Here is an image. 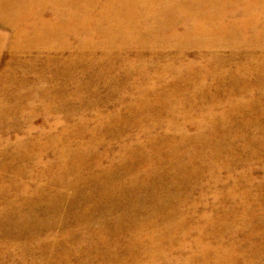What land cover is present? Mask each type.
Returning a JSON list of instances; mask_svg holds the SVG:
<instances>
[{
	"label": "bare ground",
	"instance_id": "1",
	"mask_svg": "<svg viewBox=\"0 0 264 264\" xmlns=\"http://www.w3.org/2000/svg\"><path fill=\"white\" fill-rule=\"evenodd\" d=\"M9 40L11 61L27 67L25 77L36 66L52 72L48 81L38 72L33 85L21 80L16 107H8L6 95L0 101V130L9 114L16 130L22 120H30L26 138L15 141L12 153L1 152L10 162H21L14 168L16 177L0 189L6 194L15 187L21 204L7 200L0 219L21 229V235L6 238L21 239L23 257L40 252L43 262L51 264L73 256L74 264H125V255L138 264H153L161 251L168 258L163 245L168 241L173 252V228L186 221L176 208L189 198L181 191L194 190L207 170L206 182L218 183L217 172L226 165L215 164V158L231 150L230 138L259 141L264 149V124L258 120L264 114V0H0V55ZM192 50L195 56L189 58ZM60 73L72 92L44 85L55 83ZM13 74L9 68L0 80ZM209 79L213 85L207 87ZM128 93L134 101H128ZM86 94L93 99L82 101ZM72 100L85 109L113 102L117 108L107 114L100 110L93 120L82 114L61 136L46 137L44 131L33 136L39 111L47 116L59 106L73 105ZM68 111L65 120L71 122L79 106ZM245 111L255 119L235 120ZM252 124L256 134H243ZM233 125L240 133L232 134ZM104 129L112 141H105ZM134 130L143 132V140ZM113 144L119 145L117 160L109 159ZM50 152L56 160H45ZM29 169L34 185L22 181ZM248 173L238 179L247 187ZM226 195L244 206L242 228L261 221L244 197L235 191ZM70 217L74 228L67 225ZM171 218H178L175 226ZM204 219L211 220L207 214ZM59 226L63 237L51 239L46 231ZM234 236L230 247L220 241L210 246L203 236L196 237L185 264L198 257L204 264L235 261L245 250Z\"/></svg>",
	"mask_w": 264,
	"mask_h": 264
},
{
	"label": "rangeland",
	"instance_id": "2",
	"mask_svg": "<svg viewBox=\"0 0 264 264\" xmlns=\"http://www.w3.org/2000/svg\"><path fill=\"white\" fill-rule=\"evenodd\" d=\"M11 45H12V40H9L6 44L8 48L4 49V51L0 55V79L1 77H4V75L7 73V70L9 68L13 67L14 69L13 76L5 77L8 78V80L5 81L0 80V101L6 95L8 98L7 103L9 108H13L14 106L16 107L17 103L14 100V96L16 94H21V80L25 81L26 79L27 80V83L25 81L26 86H29V85H33V83L35 82L38 72L43 73L47 81L52 75L50 68L45 69L42 68L41 66H36L35 73H31L28 77H25L24 75L25 73L23 72V70H26L27 67L26 66L21 67V64L13 63L11 61L10 57L12 53H10L11 50L9 48V46ZM190 52L191 53L188 54V57L194 58L195 51L192 50ZM52 68H55V66ZM77 75L79 76V73H77ZM68 81L69 80L67 79V76L60 73L57 76V80L55 81V83H45L44 85L65 86L67 88L68 93H70L73 91V89L71 85H69L70 83H68ZM121 82H124V80L121 79ZM207 82H206L207 87L213 85V81L211 79H209ZM226 85H230L228 81H226ZM101 94L102 95L107 94V91L105 89H102ZM126 96L128 101L129 100L134 101L132 94L128 93ZM115 98H117V96H115ZM88 99L91 100L93 99V97L86 94L85 99L83 97L82 101L85 102ZM71 103H73V105L72 104L66 105L64 107L59 106L56 110H51L50 115L47 116L44 115L45 113L42 110L39 111V113L37 114V116L34 118L33 121V126H34V130L32 133L33 136H35L37 133L39 134L42 131L46 132V137H48V135L61 136L64 133L63 129L66 127L72 128L76 122V119H78V117H80L82 114H86L87 117L93 120L95 119V116L99 113L100 110H102L104 114H107L114 111L117 108L114 102L107 108L102 107L99 109L97 108L85 109L84 106L80 105V101L78 102L76 100H72ZM71 106H79V110L81 113L80 112L77 113L75 115L74 120H72L71 122H67L65 118ZM41 108L42 107H39V109ZM25 111L29 112L28 110ZM235 116H236L235 120L237 119L238 122L242 121L245 118L252 119L254 117L255 119V114H253L251 111H245L243 114L241 115L239 114ZM58 120L61 121V124L59 125H57L56 123ZM258 120H260V122L264 124V114L259 116ZM12 124L13 122L11 119V115L9 114L8 119L4 123L3 129L0 130V167L2 165L3 166L5 165L4 167H6L5 172H2L0 169V175L2 177L0 180V189L2 188V186L8 184L9 179L16 177L14 168L21 166V162L19 161L10 162L8 158L9 155L3 156L1 152L6 150L8 151V154L12 153L13 149L15 148L13 145H16L17 142L16 140L18 138L21 139V137L24 139L26 138L27 130L29 129V125H30V120L29 121L22 120L19 123L21 128L20 130L11 128ZM93 125H95L94 122ZM236 125L229 127L230 130L232 131V134L237 133V131H239L240 133L241 131ZM156 131L160 132L161 129ZM189 132L193 133L194 131L193 129H190ZM244 132L245 134L248 133L249 136L251 134H253L254 136V134H256L257 132L256 126L252 124L247 131L243 130V134ZM99 133L101 134L100 130L98 131V134ZM102 134L106 142L112 141L111 140L112 136L110 135L108 129H104L102 131ZM133 134L139 139V141L143 140V132L141 130L139 131L134 130ZM46 137L45 136L41 137V140L43 139L42 141H46L47 140ZM72 138L75 141H79L75 137ZM229 141H231L230 144H232L231 150L227 149L226 150L227 153L225 152L223 153V156L221 155L219 156V158L218 157L215 158V164L223 163L224 166L226 165V168L219 170L217 172V175L219 177L218 183L206 182V179H208L209 177L208 174L210 173L207 170L198 180V185L194 190H190L191 189L190 187H185V189L181 191L184 194H188L189 198L184 203L185 204L184 206L176 204V208H177V212L178 213L180 212V218L183 216L185 217L186 221L183 227L180 228L179 226L178 229L176 227L173 228V230L176 231L175 234H177L174 235L176 237L172 241V245L174 247L173 252L168 251L167 247L169 246V243L168 241H166L165 245H163L164 249L162 251L166 252L167 254L166 257L168 258H165L164 255L161 256L162 254H158L161 253V251L159 252L157 251L156 254L158 255L155 254L154 256L155 262L153 264H185L186 259L187 258L190 259L192 252L195 250L193 249L191 243H193V240L196 237L203 236L202 238L204 242L209 243L210 246H217L218 242L220 241L223 246L230 247L233 244L232 235H235L234 236L235 240L237 242L239 241L237 244L243 247L245 251L237 254V258L239 260L236 259L233 262L228 261L225 264H264V241H263L264 236L263 238L260 236V235H264V213H263L264 210L260 208V205L264 203V198H263L264 197V179H263L264 149L261 148V144L259 141H253L250 143L246 138L245 140L242 139L239 140V139H235V137H232L230 138V140H228V142ZM224 145L227 146V144H223V146ZM118 151H119V145L113 144L112 154L109 157V159L115 158V160H117ZM56 157L57 154L50 152L47 155V157H45V160L54 161L56 160ZM236 163H238V165ZM105 164L106 165L108 164V160L105 161ZM242 172H247L249 174L248 179L250 180V183H248L249 185L248 187L244 186V182L238 180L240 177L239 175ZM32 173L33 170L31 169L26 170V175L22 178V181L30 182L31 185H34L35 182L37 181H35L34 179L32 181L28 176ZM18 178L21 181V177ZM200 181L203 183L206 182L208 184L201 189V187H199ZM229 191H235L237 194L240 195V197H244L245 204H250L249 208H251L253 211H256L258 215V219H260L261 221L259 220L260 221L259 223H253L245 228H242V223H241L242 217L240 215L244 209V206L241 204H237L236 197H231L227 200L228 196L226 194ZM17 192H18L17 189L15 187H12L10 190H8L6 194H4V191L0 193V210H5V202L7 200L13 199L16 202V205L21 204V199L16 198ZM62 208L63 209L66 208V205L63 204ZM230 213L232 214L229 216ZM206 214L209 216L211 220L207 221L206 219H204V215ZM225 214L227 215L225 216ZM59 218L60 217H57L55 220ZM177 219L178 218H171L169 224L171 226H175ZM157 220L161 222L162 219H157ZM67 225L70 228L72 227L74 228L76 222L73 220L72 217H70L67 222ZM46 233L51 237V239H55V240H60L63 237L62 235L63 229H61L60 226L58 228L49 229L46 231ZM250 234L256 236L249 240L247 238V235ZM6 235H21V229L15 228L14 226H10L7 224L6 221L0 219V264H51L49 263V261L43 262L44 259H41L40 252H37L32 256L28 253L26 254V256L24 255L23 257L22 255L23 250L21 249V239L17 238V236H13L7 239ZM182 235H188V236L184 238ZM183 241L188 243L189 246H187V248H179V244H181ZM58 252L60 251L58 250ZM135 252L138 251L136 250ZM53 254H55L54 250H53ZM21 257L25 258L23 263L21 262ZM122 258L125 261V264H138L132 258L125 257V255ZM197 259L193 264L205 263L200 257H198ZM143 260H141L140 262H142ZM71 263L72 264L75 263L74 256L70 259V261L64 262V264H71ZM93 264H97V261H94ZM147 264H151V263L148 262ZM207 264H217V260L211 259V261H209Z\"/></svg>",
	"mask_w": 264,
	"mask_h": 264
}]
</instances>
